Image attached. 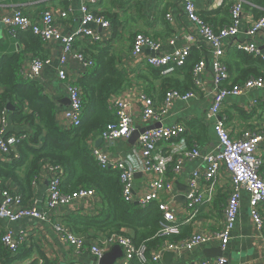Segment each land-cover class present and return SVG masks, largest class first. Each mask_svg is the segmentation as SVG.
<instances>
[{
	"label": "crops",
	"instance_id": "crops-1",
	"mask_svg": "<svg viewBox=\"0 0 264 264\" xmlns=\"http://www.w3.org/2000/svg\"><path fill=\"white\" fill-rule=\"evenodd\" d=\"M83 2L85 0H0V58L11 56L24 49L18 44L17 36L12 37L11 32L1 24L3 17L13 16L17 10H22L28 18L38 20L44 11H51L55 16V27L60 34L71 36L80 26L79 8ZM235 2H241L243 7L242 19L238 24L240 32L235 38L226 41L224 58L233 81L239 76L241 70L250 66L245 63L243 57H240L242 52L236 50L235 42H243L247 39L245 36L247 26L252 21L264 16V7L258 5L255 0H225L219 8L212 7L211 2L208 1L194 0L198 15L206 18L207 24L214 30L229 25V10ZM184 8L185 0H98L96 4L90 5V11L94 16L110 21V27L103 28L97 24H90L88 27L101 37L102 43L98 44H105L110 48L116 57L118 70L122 72L128 82L122 93L110 99V106L118 100L126 102L129 105L134 128L138 130L156 125L159 127L182 125L184 132L179 137L180 145L177 144L178 148L175 146L177 150L173 149V153H176L173 154V158L176 155L179 156L181 148L196 147L199 150L201 157L191 160L185 159L186 161L178 174L171 172V166L168 168L166 178L172 181L173 192L170 198H167L166 195H161V198L170 202L177 210L178 235L182 234L185 237L188 234L200 233L214 236L220 231L224 222V206L227 200L229 177L225 170L220 171L216 188L211 194V201H205L200 206L195 218L186 221L188 216L185 208L189 179L195 170L203 169L204 155L219 150L214 132V125L218 120L225 119L233 139L242 138L246 131H257L264 135V89L252 90L239 97H227L222 103L218 116L215 118L208 117L214 91L212 54L209 46L199 36L196 27L188 20ZM67 10L70 11L65 18L59 17V13ZM260 13H262L261 16H259ZM167 16H170V20L166 18ZM137 34H143L160 42L159 55L171 54L177 50L188 48L190 50L188 59L195 56L196 60H204L206 65L201 75V86L199 90L195 91L196 97L194 99L187 102L175 101L166 113H161L159 109L164 98L163 95L167 90L165 86L168 85V80L171 85L185 84L183 73L168 74L167 84H165L164 80L159 78L158 71L144 68V57L151 55L150 52L145 50L137 58L131 55L133 38ZM263 41L264 33L258 34L254 39L257 44ZM88 45H92L88 39L77 38L72 47L74 52L81 53ZM41 54L42 57L50 59L51 63L41 71L40 76L35 81L40 84L44 94L55 104L57 109L55 118L58 125L67 128L64 112L70 106L68 82L75 83L81 78L83 67L78 61L68 57L64 65L68 79L61 81L57 75L60 68L59 59L62 55L61 44L54 41L43 43ZM27 56L31 57L32 55L27 54ZM30 62L31 60L26 59L22 66V72L27 71ZM141 93L153 98L160 115L156 113V117L150 120L142 118L139 103ZM1 94L2 89L0 88ZM255 100L257 101L255 105L257 108L252 106V102ZM2 112H5L7 116L6 127L8 132L25 134L29 137L34 134V127L30 124H13L11 112L6 107L0 108V117ZM110 112L112 113V110ZM35 123L37 124V121ZM42 135H44V131ZM100 139V135L92 137L87 141V145L89 148H99L116 159L129 158L134 150L137 151L136 143L133 146L128 142V139L118 142L103 140L100 142ZM168 149L167 146L162 145L159 151L162 150L164 153ZM258 155L263 161L260 175L264 178V141L259 145ZM0 162L4 161L0 159ZM151 179L150 176L136 175L134 184L136 196L140 197L148 192L147 184ZM4 183L14 192L13 189L16 187L12 182L6 181ZM0 184H2L1 181ZM198 186L201 190L206 189L202 181ZM32 187L33 195L29 204L33 205L40 213L46 212V219L44 221L22 219L17 222L0 220V235L6 230H11L16 238L22 237L24 239L21 259L11 264H31L33 262L43 264V260L49 264L93 263V259L87 251L76 254L70 247L64 245L55 232L54 226L64 224L63 221L73 215L94 216L98 214L101 208L98 196L84 203L47 211L45 205L47 173L44 170L40 172ZM207 193L206 198L209 197ZM261 214L264 216V211ZM124 233L132 236V232L128 230ZM105 237L99 232L89 231L87 234L89 242ZM220 248L219 241L211 240L191 251L173 253L174 256L170 261L163 262L162 258V262L163 264H198L203 260L208 261L217 258L218 253L221 252L222 256L226 258L227 264H264V250L250 217L249 196L246 192L240 194L239 211L230 241L224 251H221ZM0 264H2L1 257Z\"/></svg>",
	"mask_w": 264,
	"mask_h": 264
},
{
	"label": "built area",
	"instance_id": "built-area-1",
	"mask_svg": "<svg viewBox=\"0 0 264 264\" xmlns=\"http://www.w3.org/2000/svg\"><path fill=\"white\" fill-rule=\"evenodd\" d=\"M98 0H85L79 8L80 26L71 36L60 34L55 27V16L51 11H44L38 20H32L25 16L22 10H17L13 16L3 17L1 24L5 26L12 37H16L19 31H30L37 36L42 43L59 42L62 46V55L59 59L60 68L58 78L66 81L67 75L64 65L68 57L78 61L83 68L92 66L90 60H86L82 53H76L72 44L77 39H88L92 44L102 43L101 37L89 29L90 24H97L103 28H109L110 23L101 17L94 16L90 11V5H94ZM211 2L214 8L221 7L225 0H204ZM242 3L235 2L229 10V25L214 30L198 15L194 0H185V14L191 24L196 27L199 36L209 46L212 54V83L213 96L208 111V117L215 118L221 111L222 103L227 97H239L246 95L252 90L264 89V78H249L242 84L229 86V72L224 62L226 53V41L235 38L240 29L238 24L241 21ZM70 10L59 13V17L65 18ZM170 20V16L166 17ZM264 33V16L252 21L245 30L246 40L235 42L237 51L250 55L254 59L264 61V41L260 44L254 42L258 34ZM161 48L160 42L137 34L133 38L131 55L141 56L145 50L154 55L144 57V68H151L160 71L162 76L174 73L183 68L190 56V50L184 48L171 54L159 55ZM51 63L50 59L31 60L27 71L21 72V78L27 82L35 81L41 71ZM204 60L198 61L192 70L194 90L186 93L177 90H168L160 106L161 113H166L173 102H187L196 97V90L201 86V75L205 69ZM68 93L70 106L64 112L67 127H77L82 119V100L81 91L74 86V82H68ZM141 114L144 120L156 117L158 113L153 98L141 93L139 96ZM257 101L252 102L255 106ZM112 115L115 121L109 124L102 131L100 138L106 142H118L127 140L134 132V123L130 114L129 105L123 100L113 102L111 105ZM159 114V113H158ZM160 115V114H159ZM6 113L2 112L0 117V159L4 162H14L20 157L16 152V146L20 141L28 139L25 134H10L6 127ZM184 132V127L180 124L170 127H159L146 130L139 135L136 141L137 151L126 159H116L99 148H91V156L101 169L113 168L119 172V180L122 185V198L128 203H137L142 208L150 203H157L162 212L160 222V237L178 235V213L170 202L162 200L161 195L170 198L173 192V184L166 178L168 168L171 172L178 174L187 160L201 157L196 147L192 149L181 148L179 156L173 158V149L177 144L180 145V135ZM214 132L218 142V152L208 153L203 156L204 166L202 170H195L190 179L186 195V221L195 218L200 206L205 201H211V194L216 188L217 178L221 170H225L229 177V188L227 200L224 207V222L220 231L214 236L200 233L192 234L190 237L179 242L166 241L156 250L147 251L143 244L136 247L130 236L125 234H112L105 238L95 239L89 242L86 237L74 234L64 224H56L54 230L59 236L60 241L70 247L74 253L78 254L87 251L93 259L91 264H99L101 258L113 247L121 249L122 257L115 264H163L164 253H176L180 251H191L200 245L206 244L211 240L220 243L221 251H224L230 241L231 233L236 221L240 194L246 192L249 196L250 217L254 225L256 234L264 250V178L260 175L263 161L258 155L259 145L264 141V135L257 131H246L242 138L233 139L228 131L225 119L218 120L214 125ZM162 145L169 149L164 153L159 151ZM172 148V149H170ZM178 148V146H177ZM174 150H177L176 148ZM47 173V187L45 205L47 211L56 208L75 205L87 202L97 194L91 189H80L71 194H63L60 185L64 178V171L61 167L45 164L43 169ZM137 174L150 176L152 179L147 184L148 192L143 196H136L134 191L135 177ZM37 181V179H36ZM34 181L32 184L36 183ZM206 186L201 190L198 186L200 182ZM208 192V193H207ZM206 193L208 198H206ZM171 201V200H170ZM21 196L11 190L0 189V220L17 222L22 219H33L44 221L46 212H38L33 205L24 207ZM24 241L22 237L16 238L11 230H6L1 236V242L10 252L15 253L19 245ZM71 264H84L73 262ZM198 264H227L225 257H217L213 260H203Z\"/></svg>",
	"mask_w": 264,
	"mask_h": 264
},
{
	"label": "trees",
	"instance_id": "trees-1",
	"mask_svg": "<svg viewBox=\"0 0 264 264\" xmlns=\"http://www.w3.org/2000/svg\"><path fill=\"white\" fill-rule=\"evenodd\" d=\"M255 1L264 7V0ZM261 15L262 13L259 16ZM200 17L208 23L206 18ZM17 42L24 47L22 51L0 58L2 89L0 108H5L9 103L13 107L11 122L30 124L35 131L27 140L17 144L16 152L20 157L18 160L12 163L0 162L2 182L0 189L10 190L4 182H12L16 187L13 189L14 192L21 196L22 205L29 206L33 195L32 183L39 177L44 165L59 166L64 171L60 185L63 194H71L80 189H91L100 199L101 208L98 214L73 215L63 221L74 234L87 238L89 231L109 236L123 235L124 231L128 230L132 232L133 244L136 247L144 244L148 252L156 250L166 241L175 243L190 237L192 234L185 237L182 234L160 237L162 212L159 205L150 203L142 208L138 204L125 202L122 198L119 172L113 168L101 169L91 156V148L87 145V141L101 135L102 131L115 121L110 112L109 101L113 96L122 93L128 84L122 72L118 70L116 57L110 48L105 44H92L81 52L86 60L92 62L91 67L83 68V76L74 83V86L81 91L82 119L77 127L62 128L55 118L56 106L44 94L40 84L37 81L27 82L21 78L22 66L26 59H47L41 54L42 41L30 31H19ZM27 54L32 56L28 57ZM240 57H243L245 63L250 66L241 70L234 81L229 74L230 78L227 82L229 86L242 84L249 78H264V61L253 59L245 53H241ZM198 61L195 56L188 59L186 65L176 71L183 73L185 84L171 85L168 80L165 93L168 90H181L183 93L194 90L192 70ZM158 72L159 78L167 84L166 78L169 76H162L160 71ZM43 131L44 135H42ZM1 236L2 234L0 235L2 264H11L20 260L23 242L18 250L12 253L2 244ZM43 264L49 263L43 260Z\"/></svg>",
	"mask_w": 264,
	"mask_h": 264
},
{
	"label": "water",
	"instance_id": "water-1",
	"mask_svg": "<svg viewBox=\"0 0 264 264\" xmlns=\"http://www.w3.org/2000/svg\"><path fill=\"white\" fill-rule=\"evenodd\" d=\"M152 56L154 55L153 53H150ZM6 109L9 112H12L13 107L10 106L9 103H7L6 105ZM159 125L153 126V127H149L146 128L144 130H138L135 129L134 132L131 134V136L128 139V142L131 145H135L137 139L139 138V135L142 134L143 132H145L146 130H150V129H155L158 128ZM100 142L102 141V139L99 140ZM137 204V203H136ZM173 253L169 252V253H164L163 255V262H167L170 261L171 258L173 257ZM222 253L219 252L217 257H221ZM122 257V252L121 249L118 246L113 247L108 253H106L100 260L99 264H115V262L120 259Z\"/></svg>",
	"mask_w": 264,
	"mask_h": 264
}]
</instances>
